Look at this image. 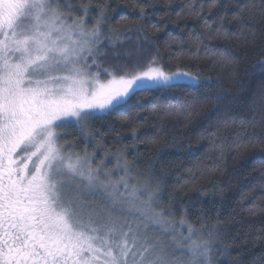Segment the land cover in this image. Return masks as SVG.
<instances>
[{"label":"snow or ice","instance_id":"snow-or-ice-1","mask_svg":"<svg viewBox=\"0 0 264 264\" xmlns=\"http://www.w3.org/2000/svg\"><path fill=\"white\" fill-rule=\"evenodd\" d=\"M218 3L189 5L204 29L197 43L213 32L227 35L224 16L215 28L217 19L208 18ZM117 7L110 0H0V264H239L226 259L219 229L206 231L212 226L202 217L199 228L187 219L195 201L209 193L195 189L198 196L182 202L175 219L171 206L162 207L163 177L153 166L131 164L126 149H106L104 132L93 129L114 114L167 105L175 90L210 89L217 82L179 66L165 71L157 56L144 58L152 43L146 29L160 31L164 19H148L146 8L156 5L136 0L140 23L123 32L109 27ZM205 7L208 16L201 14ZM237 7L234 18L243 20L249 5ZM129 31L142 41L137 55L104 67L105 49ZM204 48L205 55L213 51L235 62L227 50ZM259 66L264 71V61ZM141 93L158 95L136 99ZM205 99L224 108L217 122L244 119L227 91ZM66 136L86 146L75 151ZM132 139H139L135 129Z\"/></svg>","mask_w":264,"mask_h":264},{"label":"trees","instance_id":"trees-1","mask_svg":"<svg viewBox=\"0 0 264 264\" xmlns=\"http://www.w3.org/2000/svg\"><path fill=\"white\" fill-rule=\"evenodd\" d=\"M69 2L75 5L81 0ZM99 2L92 0L93 4ZM110 2L113 7L119 5L112 15L111 29L123 32L140 23L133 11L136 0ZM139 2L156 5L146 8L151 22L164 17L160 20V31L146 29L152 43L144 47V58L157 56L165 71H175L179 66L217 82L210 89L175 90L167 105L147 104L144 109L126 116L114 114L95 121L93 129L104 132L106 149H126L131 164L139 168L153 166L154 175L163 177L162 207L171 206L175 219L181 217L178 209L183 207L182 202L198 196L195 189L209 193L195 201V207L189 209L188 221L199 228L198 218L202 217L203 223L212 226L206 231L219 229L221 247L229 249L227 260L264 264V71L259 66L264 61V11L261 0H219L211 16L205 7L201 14L210 20L224 16L227 35L213 32L211 38L202 37L203 43L195 41L204 29L189 5L198 9L207 0ZM238 3L249 5V10L241 13L243 20L234 18L239 12ZM122 15L127 19L120 22ZM218 24L217 19L213 27ZM248 24L252 27L248 28ZM141 44L134 31L121 35L115 48L105 49L108 58L104 67L114 66L117 58L120 63H127L137 55L136 48ZM205 45L229 51L235 62L229 63L213 51L205 55ZM221 91L236 98L233 107L243 111V120L237 119L225 126L214 119L224 108L205 97H214ZM155 95L158 94L141 93L136 99ZM133 129L139 136L135 142ZM65 140L75 145V151L86 146L78 136H66ZM165 145L164 153L157 156V150ZM92 151L88 147V152ZM156 234L167 239L161 232Z\"/></svg>","mask_w":264,"mask_h":264},{"label":"rangeland","instance_id":"rangeland-1","mask_svg":"<svg viewBox=\"0 0 264 264\" xmlns=\"http://www.w3.org/2000/svg\"><path fill=\"white\" fill-rule=\"evenodd\" d=\"M101 206H103V205H101ZM129 222L132 223V218H129ZM161 234H162V233H161Z\"/></svg>","mask_w":264,"mask_h":264}]
</instances>
